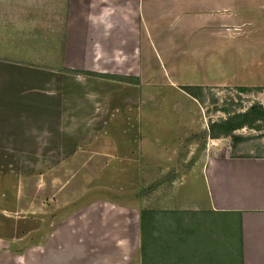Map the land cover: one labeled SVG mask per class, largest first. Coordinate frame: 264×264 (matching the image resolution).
<instances>
[{"label":"crops","instance_id":"crops-1","mask_svg":"<svg viewBox=\"0 0 264 264\" xmlns=\"http://www.w3.org/2000/svg\"><path fill=\"white\" fill-rule=\"evenodd\" d=\"M48 4L58 16L63 6V34L54 50L64 45L71 58L64 68L83 77L61 79L53 90L51 83L42 96L32 90L28 99L19 94L21 81L3 78L0 149L31 150L37 158L47 149L49 160L69 150L94 158L97 168L85 172V182H108L114 199H127L106 205L110 201L100 196L89 211L107 235L96 245L114 249L105 255L110 264H264V154L212 142L200 152L194 145L202 128L198 89L217 81V55L264 53V0ZM72 53H79L78 61ZM215 122L207 134L227 135L213 134ZM8 134L15 140L3 141ZM141 188L142 207L134 202ZM131 213L135 239L120 220ZM39 218L33 216L32 232L41 228Z\"/></svg>","mask_w":264,"mask_h":264},{"label":"rangeland","instance_id":"rangeland-1","mask_svg":"<svg viewBox=\"0 0 264 264\" xmlns=\"http://www.w3.org/2000/svg\"><path fill=\"white\" fill-rule=\"evenodd\" d=\"M62 8L58 6V16L48 0H0V97H3V78L21 81L23 84L19 89L24 91L19 94L28 99L32 90L42 96L51 89V83L53 90L54 85L60 86L61 79L64 82L83 77L64 68V63L69 64L71 58H67L63 44L61 50L60 47L56 52L54 50L56 42L60 46L63 34L62 20H58L59 17L62 19ZM55 27L59 34L57 39L53 31ZM79 44L80 39H76V45ZM69 56L74 57L72 61H78L80 55L72 53ZM214 63L218 64V71H212L217 72L212 78L217 81L198 89L202 128L194 136L195 147L202 152L212 142L229 146L233 152L264 154V53L217 55ZM54 66L56 71L49 69ZM54 79L55 83L52 82ZM72 88L77 89L76 86ZM13 92L18 94L10 91ZM4 117L14 120L12 115ZM210 120H216V124L225 120L237 127L227 135L211 138L207 134ZM217 130L222 129L218 127ZM54 136L60 144L62 136ZM43 137L45 140L46 134ZM15 138L16 134H8L3 141H14ZM190 150L193 151L188 148L187 152ZM198 151L196 149V153ZM55 152L58 154L63 150ZM183 152L184 148H181L179 157ZM65 153L49 160L47 149L40 151V158L31 150L0 149V240L3 241L0 264L112 263L105 255L114 249L96 245L98 238L107 235L98 224L99 216L95 211H89L95 207L94 201L101 202L97 198L100 196L110 201L106 205L114 200L121 203L127 199H114L112 191L107 188L111 186L108 182L102 183L104 187L99 185L101 182H85V174L90 176L97 168L94 158L81 159L80 153L74 154L72 150ZM73 155V161H65ZM171 174L172 170L165 172L166 180H170ZM136 194L139 198L134 202H139L142 207L143 188ZM35 213L40 214L41 228L32 232ZM135 218L131 213L120 219L130 225L131 238L137 231Z\"/></svg>","mask_w":264,"mask_h":264},{"label":"trees","instance_id":"trees-1","mask_svg":"<svg viewBox=\"0 0 264 264\" xmlns=\"http://www.w3.org/2000/svg\"><path fill=\"white\" fill-rule=\"evenodd\" d=\"M219 124L218 123L212 124L211 130L213 134H218L220 132L229 133V131L237 127V126L229 125L227 122H225V120L223 122H220ZM218 127H221L222 130H217ZM141 220H142L141 221V238L143 242V238H144V214L143 213L141 214Z\"/></svg>","mask_w":264,"mask_h":264}]
</instances>
